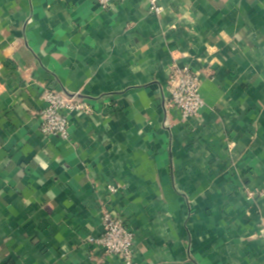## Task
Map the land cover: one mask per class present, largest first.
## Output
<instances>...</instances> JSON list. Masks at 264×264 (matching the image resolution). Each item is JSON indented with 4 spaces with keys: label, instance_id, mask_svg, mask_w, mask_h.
Listing matches in <instances>:
<instances>
[{
    "label": "crops",
    "instance_id": "obj_1",
    "mask_svg": "<svg viewBox=\"0 0 264 264\" xmlns=\"http://www.w3.org/2000/svg\"><path fill=\"white\" fill-rule=\"evenodd\" d=\"M160 4L0 0V264H124L91 241L104 210L134 264H264V0ZM174 56L202 75L186 122ZM49 86L90 106L69 141L39 129Z\"/></svg>",
    "mask_w": 264,
    "mask_h": 264
},
{
    "label": "built area",
    "instance_id": "obj_2",
    "mask_svg": "<svg viewBox=\"0 0 264 264\" xmlns=\"http://www.w3.org/2000/svg\"><path fill=\"white\" fill-rule=\"evenodd\" d=\"M101 9L106 10L116 3L126 0H95ZM151 13L160 16L163 7L161 0H147ZM202 75L188 64H181L177 56L173 57L165 89L169 95V106L179 110L182 121L198 118L205 101L201 94ZM42 98L46 102L44 108L37 113L41 133L46 136L58 137L64 141L70 140L71 115L74 112L88 114L90 106L79 93L70 94L64 89L48 87ZM115 190L114 187L110 188ZM264 197V183L250 197ZM102 232L98 238L91 241L100 246L106 256L115 257L124 264H134L136 233L126 222L122 214L104 210L102 214Z\"/></svg>",
    "mask_w": 264,
    "mask_h": 264
}]
</instances>
